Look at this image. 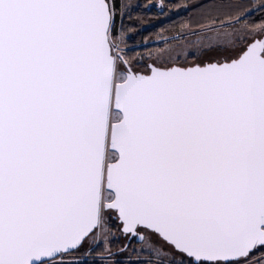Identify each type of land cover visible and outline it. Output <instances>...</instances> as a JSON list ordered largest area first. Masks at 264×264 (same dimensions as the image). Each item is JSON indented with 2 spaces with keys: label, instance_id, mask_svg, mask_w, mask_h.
Segmentation results:
<instances>
[{
  "label": "snow or ice",
  "instance_id": "1",
  "mask_svg": "<svg viewBox=\"0 0 264 264\" xmlns=\"http://www.w3.org/2000/svg\"><path fill=\"white\" fill-rule=\"evenodd\" d=\"M159 3L0 0V264H264V0Z\"/></svg>",
  "mask_w": 264,
  "mask_h": 264
},
{
  "label": "trees",
  "instance_id": "2",
  "mask_svg": "<svg viewBox=\"0 0 264 264\" xmlns=\"http://www.w3.org/2000/svg\"><path fill=\"white\" fill-rule=\"evenodd\" d=\"M155 0H139L137 5L141 7H132L131 20L128 21L129 35L133 38L129 41L130 44H146V48H139L138 51H148L155 48L158 44L149 43L150 41H160L166 39L170 33V21L161 17L159 9L151 8ZM171 4L189 5L195 3V0H168ZM259 3V0H252ZM160 8V7H159ZM167 11V9H165ZM181 15H185L181 13ZM172 20L177 17L172 16ZM132 33H135L133 35Z\"/></svg>",
  "mask_w": 264,
  "mask_h": 264
},
{
  "label": "rangeland",
  "instance_id": "3",
  "mask_svg": "<svg viewBox=\"0 0 264 264\" xmlns=\"http://www.w3.org/2000/svg\"><path fill=\"white\" fill-rule=\"evenodd\" d=\"M124 2L128 3L131 7H133V6L135 7L138 4L137 2H139V0H124ZM169 15H171V14L169 13ZM132 34L135 35V33H132ZM155 44H158L155 48L162 47V45L159 43H155ZM155 48H153L151 50H154Z\"/></svg>",
  "mask_w": 264,
  "mask_h": 264
},
{
  "label": "flooded vegetation",
  "instance_id": "4",
  "mask_svg": "<svg viewBox=\"0 0 264 264\" xmlns=\"http://www.w3.org/2000/svg\"><path fill=\"white\" fill-rule=\"evenodd\" d=\"M164 2H165L166 4H168V3H169V1H168V0H164ZM153 4H156V7H155L154 9H159V7H160L159 0H155V1L153 2Z\"/></svg>",
  "mask_w": 264,
  "mask_h": 264
}]
</instances>
